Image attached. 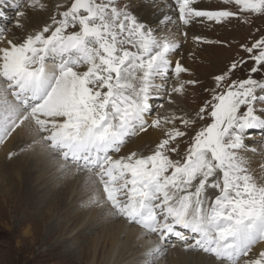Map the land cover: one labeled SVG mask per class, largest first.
Here are the masks:
<instances>
[{
  "label": "snow or ice",
  "instance_id": "6c2138e0",
  "mask_svg": "<svg viewBox=\"0 0 264 264\" xmlns=\"http://www.w3.org/2000/svg\"><path fill=\"white\" fill-rule=\"evenodd\" d=\"M174 2L176 19L164 14L159 29L138 18L132 0L56 2L49 22L22 38H8L10 29L0 24V146L17 129H28L32 142L20 151L40 145L64 161L61 169L70 162L86 172L88 204L104 208L107 217L122 218L161 242L175 236L185 250L202 251L219 264H264V248L254 252L264 243V165L257 177L241 155H264V35L242 44L246 57L213 77L211 99L195 116L172 111L150 118L155 95L163 91L174 105L173 94L200 83L182 78L194 73L173 55L178 37L188 32L167 26L178 20L187 29L238 17L229 8L202 9L199 0ZM221 2L264 17V0ZM37 7L46 5L0 0V20L13 9L15 26L23 29L28 10ZM170 72L177 83L169 90ZM206 116L210 123L195 129ZM149 129L162 133L149 153L114 158ZM251 129L261 132L259 148L246 144L255 139ZM189 130L194 135L185 143ZM17 155L11 151L7 159ZM167 251L165 244H153L147 264H159Z\"/></svg>",
  "mask_w": 264,
  "mask_h": 264
},
{
  "label": "bare ground",
  "instance_id": "6f19581e",
  "mask_svg": "<svg viewBox=\"0 0 264 264\" xmlns=\"http://www.w3.org/2000/svg\"><path fill=\"white\" fill-rule=\"evenodd\" d=\"M56 1L62 3L63 0ZM132 1L138 18L148 26L159 29L161 26L158 21L162 19L164 14L172 16L174 20L176 19L174 0ZM205 4H207L206 0H199L198 2V6L202 9H206ZM29 13L27 19L29 18L31 22L34 21L35 29L41 28L38 26L40 22L37 23L41 14L31 9L28 10ZM7 14L9 19L7 21L0 20V24L9 28L8 23L11 20H16L14 19L15 11L8 9ZM26 21H24L25 27L23 29H17L15 22H13L14 25L10 28L11 33H9L8 38H12L13 35L22 38L24 34L26 35L27 32L24 31L32 28L29 26L30 23L26 25ZM204 24H202L203 28L200 27L201 23H197L185 29L182 22L177 20L176 25L169 24L167 29L176 32L177 26H179L180 31L188 30V34H193L191 30L195 26L201 30H213L210 29V22L207 21ZM208 35L209 33L205 35L206 38ZM209 44L205 43L204 46ZM177 51L173 54L174 59L179 55L181 56V53ZM183 54L185 55L184 51ZM174 80L176 81V79ZM178 96L180 94H174L173 97L177 100ZM151 103L154 102L151 101ZM163 105L167 106L164 103ZM159 111L157 112L159 113ZM150 118L153 117L150 116ZM251 130L254 131L251 136L255 139H251L253 143L249 146L259 148L261 137L258 136H261V132L257 129ZM251 130L249 132H253ZM249 132L248 134H250ZM161 137V131L150 129L136 140L131 141L129 150L130 152L133 150L146 154L149 146H154L158 138ZM32 139L28 129H17L0 149V179L4 178L7 182L6 188H9V192L12 191V193L6 192V189L0 191V212L2 218L7 217V215H15L14 221L16 223L12 231L6 233L9 243L6 247L2 246V251L5 252L2 254L11 255L13 258L11 263L13 264H44L55 260H58L57 264H147L148 258L145 256L147 250L153 244L163 242L151 234H146L144 229L127 224L122 218L107 217L104 208L90 206V210L84 211V214L81 215L80 224L68 229L69 232L66 231L64 236L57 239V236L64 229V225L68 224V217L74 211L79 212L80 208L89 206L88 200L92 195V188L85 183V178L88 175L86 172H77L69 164L67 169H61L59 165L63 163L62 160L45 151L40 145H35L33 149L21 152L20 150L31 143ZM11 151H16L18 155L8 160L7 156ZM121 152L120 156L130 153L128 151L124 154L123 149ZM24 155H27L28 158L24 160L25 163L22 159ZM244 156L247 157L253 174L256 171L262 173L261 166L264 165V155H261L259 151L255 153L247 151L244 152ZM26 163L28 164L26 165ZM63 177L66 179L63 180ZM41 189L43 191H38ZM58 191L65 193L61 192L55 196L54 194ZM52 196L56 197L55 206L56 204L60 206L62 215L46 228L45 225L50 218V210L54 203L52 202V207L45 211H42V204L46 203ZM75 198L77 201H74L73 208L75 210H73L72 202ZM13 203L14 207H11ZM100 227H104L108 234L106 235L105 231H100ZM22 229L27 231L23 235H19ZM88 232L92 234L91 241L84 246L85 249L82 248L79 251V248L84 244L81 241V236ZM30 239H32L31 243L29 242ZM164 244L168 247V251L166 256L159 261V264H219L214 257L202 251L185 250L183 242L177 238ZM171 245H175V247H171ZM260 248H264V243L255 246L254 252Z\"/></svg>",
  "mask_w": 264,
  "mask_h": 264
},
{
  "label": "rangeland",
  "instance_id": "374dc122",
  "mask_svg": "<svg viewBox=\"0 0 264 264\" xmlns=\"http://www.w3.org/2000/svg\"><path fill=\"white\" fill-rule=\"evenodd\" d=\"M136 2H139L138 0H134ZM42 2L46 5V8L41 10L39 7L33 8L31 10L37 11V13L41 14L40 19L37 20V23L39 27H42L44 24L49 22V17L53 14L54 12V4L58 1L56 0H42ZM62 3L66 5H70L71 0H63ZM206 3L204 7L207 9H224V8H229L235 12H237L238 17H233L230 20H226L223 23H215L212 21L210 22V29H213L211 31L206 30V29H200L199 27L195 26L192 28L191 32L193 34H188L187 38H184L183 36H179V41H180V48L177 49L178 53H181V56L179 55L175 60H180V62L183 63L186 67L190 68L194 75H187L184 74L182 77L183 79H197L200 81L199 84L197 85H188L186 87V92L183 95L178 96L179 98L177 100L174 99V94L172 95V99L175 100V104H169L168 103V97L167 95L161 91L158 95H155L153 98L152 103V113L151 116L155 118L158 114L159 115H166L169 114L172 111H175L178 116H182L184 114H187L188 116H195L196 112L199 111L201 106L206 100L211 99L210 92L207 91V89H211L214 87L213 83V77L216 74L221 73L226 66L229 64L230 61H232L235 58H238L240 56H245L246 54L241 48L242 44H248L250 45L253 43L255 40L259 39L262 35H264V17H258L254 14H249L243 12L242 9L239 8V6H236L235 4H230V5H225L224 3L221 2V0H206ZM133 9H134V2L132 1ZM63 10V9H62ZM30 13L28 14V16ZM14 19H16V15H14ZM29 20V21H28ZM248 21V22H245ZM15 20H11L8 23V29H10L13 25ZM30 23V24H29ZM33 22L30 21L28 18L26 21V25L29 24L31 29H27L26 32H30L34 30L36 27L33 24ZM206 24L207 21H204L201 23L200 27L203 28L202 24ZM204 24V25H205ZM18 29V28H17ZM189 32L188 30H186ZM11 33V30L8 32ZM22 33V32H21ZM209 33L206 38V34ZM25 36V34L23 35ZM195 36H201L204 39H208L207 41H213V42H219V43H210L209 45L204 46V42L202 41H196L194 39ZM206 47V48H205ZM183 51L185 52V55L183 54ZM259 78V77H257ZM174 79L175 76L172 72L169 73V81L167 87L171 88V86L177 83ZM162 101V102H161ZM166 104L167 106L163 105ZM168 109V111H167ZM158 110L159 113L157 112ZM166 113V114H165ZM210 123V120L206 116L203 121H198L197 124L194 126L195 129H198L199 127L203 126L204 124ZM177 126L181 128V130H184V126L177 121ZM150 130V129H149ZM253 131V130H251ZM249 136L251 134H254L253 132H249ZM143 133H140L138 136L132 137L128 140V142L121 148L123 149L124 154L130 152V147H131V141L136 140L140 135ZM194 135L193 130L188 131V136L184 138L185 143H187L189 137ZM261 137V136H258ZM159 139V138H158ZM253 143L251 140H247L246 144H251ZM3 146H0V149ZM153 145L149 146V150L147 153L150 152L151 148ZM183 147V145H182ZM133 151V150H132ZM146 153V154H147ZM122 152L120 151L115 155L120 156ZM241 155H244V152H241ZM23 163L24 160L28 159L27 155H24L22 157ZM64 163V161H62ZM28 163H26L27 165ZM71 167L75 168L74 165H72L70 162L68 163ZM255 176L259 177L262 173H258L256 171ZM253 174V175H254ZM66 179V177H63V180ZM7 182L4 180V178L0 179V186L1 189L0 191L6 189V192H9V188H6ZM45 188V187H44ZM38 191H43L38 190ZM65 193L64 191H58V193L54 194L55 196L58 195L59 193ZM9 193H12L9 192ZM13 196V195H12ZM11 196V197H12ZM55 196L50 197L46 203L42 204L43 209L42 211L48 210L50 207H52V202L54 203L53 207L50 210V218L48 219V222L46 223L45 227L47 228L51 222H53L57 217L62 215V209L58 204L55 203L57 202V199ZM13 201V199H11ZM74 201H77V198L73 199L72 202V208L73 205L75 204ZM11 207H14V203L12 204ZM78 207V206H77ZM12 209V208H11ZM10 209V210H11ZM13 210V209H12ZM73 210H75L73 208ZM90 206L87 207H82L80 208L79 212H75L71 214L70 217H68V224L64 225V229L60 232L59 236H57V239L60 238L61 236L65 235V232H69L68 229H72L75 226L80 224L81 221V215L84 214V211H89ZM9 214V213H8ZM15 215H10L5 218H2L1 212H0V264H13L11 263L13 258L12 256H7L2 253H5L2 251V246H8L9 240L8 237L6 238V233L9 231H12V229L15 226ZM136 226V225H133ZM140 228L139 226H136ZM141 229V228H140ZM100 231H105L106 235L108 234L107 230L104 229V227L99 228ZM27 230H21L19 235H23L24 232ZM157 239L159 237L155 234H151ZM84 237V238H83ZM92 237V234L89 232L85 235L81 236V241L84 243L81 248H79V251L85 249V245H88L90 243V239ZM84 239V240H83ZM176 239L175 236H170L166 241L163 242L166 243L168 241H172ZM32 239L29 240L31 243ZM4 247V249H5ZM78 253V251H77ZM2 256V257H1ZM15 258V257H14ZM2 259V260H1ZM4 259V260H3ZM78 261V260H77ZM58 260L55 261H48L47 263L44 264H57ZM18 264H23V263H18Z\"/></svg>",
  "mask_w": 264,
  "mask_h": 264
}]
</instances>
